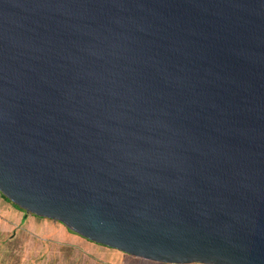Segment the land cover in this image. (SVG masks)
<instances>
[{
  "label": "water",
  "instance_id": "95a60500",
  "mask_svg": "<svg viewBox=\"0 0 264 264\" xmlns=\"http://www.w3.org/2000/svg\"><path fill=\"white\" fill-rule=\"evenodd\" d=\"M0 193L166 264H264V0H0Z\"/></svg>",
  "mask_w": 264,
  "mask_h": 264
},
{
  "label": "rangeland",
  "instance_id": "374dc122",
  "mask_svg": "<svg viewBox=\"0 0 264 264\" xmlns=\"http://www.w3.org/2000/svg\"><path fill=\"white\" fill-rule=\"evenodd\" d=\"M0 264L166 263L88 241L58 221L26 214L0 193Z\"/></svg>",
  "mask_w": 264,
  "mask_h": 264
},
{
  "label": "trees",
  "instance_id": "16d2710c",
  "mask_svg": "<svg viewBox=\"0 0 264 264\" xmlns=\"http://www.w3.org/2000/svg\"><path fill=\"white\" fill-rule=\"evenodd\" d=\"M2 197L5 199V200H8L3 194H2ZM12 205H14L10 200H8ZM16 206V205H14ZM17 207V206H16ZM19 208V207H18Z\"/></svg>",
  "mask_w": 264,
  "mask_h": 264
}]
</instances>
